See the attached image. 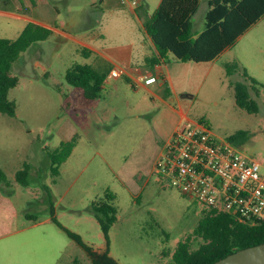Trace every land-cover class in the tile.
<instances>
[{
    "label": "rangeland",
    "instance_id": "obj_1",
    "mask_svg": "<svg viewBox=\"0 0 264 264\" xmlns=\"http://www.w3.org/2000/svg\"><path fill=\"white\" fill-rule=\"evenodd\" d=\"M108 1L39 0L34 8L29 0H0V38H17L34 20L56 31L12 65L18 84L8 97L16 103L15 116L0 113V170L6 177L0 181V264H68L75 259L90 264L84 247L107 252L118 264H173L177 244L207 209L155 168L180 112L204 124L218 140L242 133L233 145L264 173V16L214 62L183 66L178 61L170 72L175 86L170 97L167 86L137 85L136 76L123 75L108 77L98 97L88 100L64 78L73 64L95 66L102 59L96 52L86 57L82 42L126 70V63L114 59L116 49L137 50L149 41L132 0ZM134 1L148 14L159 4ZM206 11V0H201L191 20L192 38L204 30ZM231 62L260 85L259 93L250 90L256 114L235 103L230 83L245 81L241 71L226 74L225 64ZM170 63L162 65L169 68ZM73 137L71 154L59 174H52L47 153ZM24 163L29 165L26 185L15 179ZM106 191L114 195L117 208L107 239L92 208ZM197 245L194 241L192 248Z\"/></svg>",
    "mask_w": 264,
    "mask_h": 264
},
{
    "label": "trees",
    "instance_id": "obj_2",
    "mask_svg": "<svg viewBox=\"0 0 264 264\" xmlns=\"http://www.w3.org/2000/svg\"><path fill=\"white\" fill-rule=\"evenodd\" d=\"M29 1L35 5L36 0ZM200 2L201 0H160L152 14L141 7L135 10L154 47L153 54L144 60L146 67L152 69L155 65L168 62V55L180 62H211L264 16V0H206L205 28L192 38L191 20ZM51 35L50 28L30 21L17 38H0V113L15 116L16 103L8 97L9 91L18 84L17 77L11 74L12 65L30 46L47 40ZM83 51L86 57L90 56L91 51ZM112 68L104 60H100L95 66L73 64L66 70L64 78L69 85L80 88L84 98L94 100ZM225 69L228 76L241 71L245 82L230 83L234 89L235 103L247 113L256 114L258 106L251 97L250 90L255 94L259 93V83L249 77L246 69L241 68L237 62L226 63ZM164 92L169 95L168 87ZM242 136V133H237L228 142L234 144ZM74 146L75 137L47 153L52 174H59L60 164L69 157ZM28 176L29 165L24 163L16 172L15 179L26 185ZM0 181H6L1 170ZM92 208L107 239L108 230L117 219L114 195L106 191L103 199L92 203ZM31 218L34 219L33 216ZM52 220L57 223L54 217ZM65 231L80 242L77 235L66 229ZM194 241H198L196 248H192ZM263 242L264 221L250 225L230 214L206 209L194 231L177 244L173 264H212L231 253ZM84 249L90 258V264H118L107 252H98L90 247ZM68 264L82 263L75 259Z\"/></svg>",
    "mask_w": 264,
    "mask_h": 264
},
{
    "label": "built area",
    "instance_id": "obj_3",
    "mask_svg": "<svg viewBox=\"0 0 264 264\" xmlns=\"http://www.w3.org/2000/svg\"><path fill=\"white\" fill-rule=\"evenodd\" d=\"M128 0H121L124 4ZM130 4L137 6L136 1ZM127 75L113 67L111 78ZM156 76L140 75L138 84H152ZM181 193L207 209L230 214L254 225L264 221V173L260 164L232 143L216 139L200 122L183 117L164 145L155 165Z\"/></svg>",
    "mask_w": 264,
    "mask_h": 264
},
{
    "label": "crops",
    "instance_id": "obj_4",
    "mask_svg": "<svg viewBox=\"0 0 264 264\" xmlns=\"http://www.w3.org/2000/svg\"><path fill=\"white\" fill-rule=\"evenodd\" d=\"M101 1H103V0H101ZM109 1H111V0H109ZM38 2H39V0H36L35 5H33L34 8L35 7L36 8L38 7ZM159 2H160V0H159ZM110 5H111V7L114 6L112 4V2L110 3ZM141 6H142L141 3H137L136 8H139ZM134 14L138 18V16L136 15V13H134ZM138 19L141 20L140 18H138ZM34 22L37 23V24H40V25H43L45 27L50 28L52 30V34L54 32H56L55 29L48 22H44L42 20H34ZM95 36L96 35L94 34V35H92V36H90L88 38H94ZM147 38H148L149 41L146 42V43L141 44V46L138 47L137 50L133 49L132 47H130V48L120 47V48L116 49V51L114 52L115 53V56H114L115 58L114 59H120L124 63H126V71H127V75L126 76H127L128 79H131L130 77H133V76L138 77L140 75H147V76H156V77H158V79H157V81L155 83L158 84V87L160 89L162 87H164V86H167L168 89H169V95H168V97H170L171 96V91H174L175 90V86H174L173 80H172L173 79L172 78L173 76L171 75L170 72L172 70L171 68L174 65L178 64L177 63L178 61L174 60L171 55H168L169 60H168L167 63L171 62L170 63L171 65H170L169 68H166V66L163 67L162 64H165V63H160L158 65H155V66H153L152 69H149L148 67H146L145 64H144V60L147 57H150L153 54V52H154V47H153V45H152L149 37H147ZM82 45L85 48L89 49L91 52L100 53L102 59L100 58L99 61L106 59L107 61H109L111 63V66L112 67H116V66H114L115 65L114 63L115 62H113L114 60H112L113 58L111 56H109L107 54H104V52H100L99 50H97L96 48H94L93 46H91L90 44H88L86 42H82ZM223 52H225V51H223ZM212 62H214V60L211 61V62H208V64H210ZM182 64H183V66H189L190 62H183ZM149 85H151V84H149ZM179 115H180L179 122L177 123V125L173 129V131L180 125L183 117H185V114L183 112H180Z\"/></svg>",
    "mask_w": 264,
    "mask_h": 264
},
{
    "label": "water",
    "instance_id": "obj_5",
    "mask_svg": "<svg viewBox=\"0 0 264 264\" xmlns=\"http://www.w3.org/2000/svg\"><path fill=\"white\" fill-rule=\"evenodd\" d=\"M212 264H264V242L238 250Z\"/></svg>",
    "mask_w": 264,
    "mask_h": 264
}]
</instances>
